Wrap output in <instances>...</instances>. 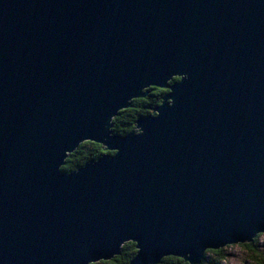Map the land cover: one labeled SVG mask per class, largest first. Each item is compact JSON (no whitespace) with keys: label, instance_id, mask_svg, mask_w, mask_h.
<instances>
[{"label":"water","instance_id":"obj_1","mask_svg":"<svg viewBox=\"0 0 264 264\" xmlns=\"http://www.w3.org/2000/svg\"><path fill=\"white\" fill-rule=\"evenodd\" d=\"M153 86L155 113L114 133ZM85 141L108 152L64 171ZM260 233L264 0H0V264L129 241L130 264H200Z\"/></svg>","mask_w":264,"mask_h":264},{"label":"trees","instance_id":"obj_2","mask_svg":"<svg viewBox=\"0 0 264 264\" xmlns=\"http://www.w3.org/2000/svg\"><path fill=\"white\" fill-rule=\"evenodd\" d=\"M175 79H179L176 77ZM148 95L146 97L137 98L132 101V106L120 111V114L113 119V131L119 135H126L136 128L137 119L142 116H148L155 113L162 101L163 96L168 92V89L160 87H150L147 89ZM108 151L101 143L94 141H85L80 146L69 154L66 159L65 165L62 169L66 172L73 171L87 162L99 159ZM260 235H258L250 243H241L240 245L245 248L256 264H264V260H260V253L257 251L255 245ZM228 247L220 249H210L206 252L205 258L200 264H227L229 259L227 253ZM137 253L136 243L129 241L124 244L122 253L115 256L111 260H103L91 264H130L131 259ZM264 258V257H263ZM159 264H190L181 257L166 256Z\"/></svg>","mask_w":264,"mask_h":264},{"label":"rangeland","instance_id":"obj_3","mask_svg":"<svg viewBox=\"0 0 264 264\" xmlns=\"http://www.w3.org/2000/svg\"><path fill=\"white\" fill-rule=\"evenodd\" d=\"M258 235L260 236L258 238V241L255 247L257 251L260 253L259 259L262 261L264 260L263 258L264 257V233H260ZM226 247H228L227 253L229 256L227 264H256V262L253 259H251L250 253L245 248H243L240 244H231ZM262 263L264 262L262 261Z\"/></svg>","mask_w":264,"mask_h":264}]
</instances>
